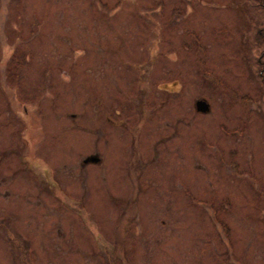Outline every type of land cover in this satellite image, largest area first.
I'll return each instance as SVG.
<instances>
[{"label":"rangeland","instance_id":"obj_1","mask_svg":"<svg viewBox=\"0 0 264 264\" xmlns=\"http://www.w3.org/2000/svg\"><path fill=\"white\" fill-rule=\"evenodd\" d=\"M259 41L264 0H0V264H264Z\"/></svg>","mask_w":264,"mask_h":264},{"label":"water","instance_id":"obj_2","mask_svg":"<svg viewBox=\"0 0 264 264\" xmlns=\"http://www.w3.org/2000/svg\"><path fill=\"white\" fill-rule=\"evenodd\" d=\"M194 107H195L196 112H198V113L205 114L209 111V106H208L207 102L203 99L197 100L194 103ZM91 161L96 162L97 159H91Z\"/></svg>","mask_w":264,"mask_h":264},{"label":"flooded vegetation","instance_id":"obj_3","mask_svg":"<svg viewBox=\"0 0 264 264\" xmlns=\"http://www.w3.org/2000/svg\"><path fill=\"white\" fill-rule=\"evenodd\" d=\"M118 123H119L120 126H124V124H125L124 120H122V119H119V122H118ZM91 159H97V161H96V162H92ZM85 161H86V162H85ZM82 163H83V164L94 163V164H96V165H99V164H100V159H99V157H98L97 155H95V154H93V155H88V156L84 157V159L82 160Z\"/></svg>","mask_w":264,"mask_h":264},{"label":"trees","instance_id":"obj_4","mask_svg":"<svg viewBox=\"0 0 264 264\" xmlns=\"http://www.w3.org/2000/svg\"><path fill=\"white\" fill-rule=\"evenodd\" d=\"M259 42H261V41H259ZM262 43V42H261ZM263 44V43H262ZM263 46H264V44H263Z\"/></svg>","mask_w":264,"mask_h":264}]
</instances>
